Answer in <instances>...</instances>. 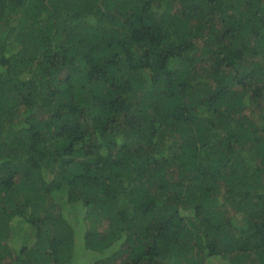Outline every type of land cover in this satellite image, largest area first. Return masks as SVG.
<instances>
[{
	"label": "trees",
	"instance_id": "obj_1",
	"mask_svg": "<svg viewBox=\"0 0 264 264\" xmlns=\"http://www.w3.org/2000/svg\"><path fill=\"white\" fill-rule=\"evenodd\" d=\"M220 262L264 264V0H0V264Z\"/></svg>",
	"mask_w": 264,
	"mask_h": 264
},
{
	"label": "rangeland",
	"instance_id": "obj_2",
	"mask_svg": "<svg viewBox=\"0 0 264 264\" xmlns=\"http://www.w3.org/2000/svg\"><path fill=\"white\" fill-rule=\"evenodd\" d=\"M20 230V229H19ZM216 264H225V262H220V263H216Z\"/></svg>",
	"mask_w": 264,
	"mask_h": 264
}]
</instances>
